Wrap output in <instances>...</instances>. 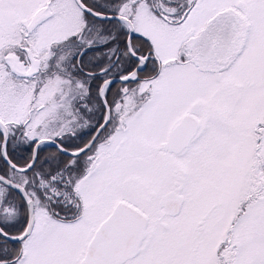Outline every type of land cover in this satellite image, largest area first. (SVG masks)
I'll list each match as a JSON object with an SVG mask.
<instances>
[{
	"label": "snow or ice",
	"instance_id": "snow-or-ice-1",
	"mask_svg": "<svg viewBox=\"0 0 264 264\" xmlns=\"http://www.w3.org/2000/svg\"><path fill=\"white\" fill-rule=\"evenodd\" d=\"M0 264H264V0H0Z\"/></svg>",
	"mask_w": 264,
	"mask_h": 264
}]
</instances>
